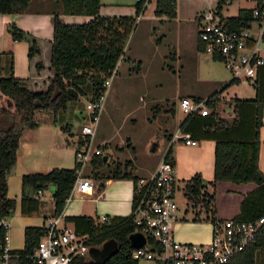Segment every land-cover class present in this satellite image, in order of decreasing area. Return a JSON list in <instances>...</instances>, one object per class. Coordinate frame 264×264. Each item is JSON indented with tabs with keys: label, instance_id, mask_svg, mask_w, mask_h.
<instances>
[{
	"label": "trees",
	"instance_id": "16d2710c",
	"mask_svg": "<svg viewBox=\"0 0 264 264\" xmlns=\"http://www.w3.org/2000/svg\"><path fill=\"white\" fill-rule=\"evenodd\" d=\"M149 1L137 0L134 15L105 16L100 14V0H53L50 67L54 74L46 90L27 88L24 81L13 74V61L10 58L8 73L0 77V98L3 102L0 105V218L9 219L15 212L16 201L7 195V179L16 163V152L22 132L38 126L35 112L51 111L56 122L59 121V112H64L69 103L77 102L80 97H85L87 101L98 100L106 91L104 83L114 73L117 63L123 61L125 44L137 18L146 9V3ZM228 1L217 0L216 8L221 10L222 5ZM30 2L31 0H0V14L27 13L30 10ZM176 2L177 0H155L154 15L175 19ZM260 4L264 5V0H260ZM61 14L86 15L92 18L83 23H64L60 18ZM251 20V9L241 8L236 16L227 18V25L238 30L248 26ZM8 32L13 40L30 43L29 58L39 53L36 40L31 38L28 32L19 29L15 24L8 26ZM197 47L202 51L198 41ZM136 66L140 67L139 62ZM42 67V64H36V68ZM234 82L238 81H230L231 84ZM227 86L204 98L206 106L213 110L211 116L187 115L179 124V129L190 134L191 139L199 140L202 137L215 142L213 178L210 182L213 186L212 194L205 191L206 184L201 175L195 174L185 183V195L194 204L205 207L215 201L218 208L217 203L223 202L220 198L223 200L228 193H237L235 190L227 193L226 189L219 186L225 183L236 188L249 185L252 189L244 194L236 216L222 217L218 215L217 209H214L210 219L255 220L264 214V173L259 171L257 165L259 131L263 124L264 110V66L258 69L253 81L255 97L230 99L232 116L221 117L217 112L219 95ZM4 98L13 102V110L6 106ZM192 99L203 100L200 97ZM70 125L72 124L64 123L60 128L62 132L72 136ZM86 142L89 143L90 139L79 138L75 150ZM170 153L171 148H168L164 158L170 159ZM106 163L107 159L102 155L92 158L90 166L94 180H137L131 161H126L123 167L117 164L110 174L104 171ZM80 169L81 166L76 163L73 168H53L46 173L24 174L21 177V214H37L40 210L39 191L50 189L54 201L52 217L61 215ZM98 189L102 190L103 184H100ZM65 221L73 224L78 234L88 235L89 247L101 248L104 242L110 239L117 243L116 252L100 264H139V261L132 257L134 248L129 241L130 234L135 230L131 213L127 216H106L104 222L87 215L66 216ZM261 228L255 242L226 264H254L255 252L264 248V241L260 239L264 226ZM2 234L3 231L0 230V236ZM43 234V225L25 227L24 246L19 251L24 255L30 254ZM74 264L99 263L86 254L78 256Z\"/></svg>",
	"mask_w": 264,
	"mask_h": 264
},
{
	"label": "rangeland",
	"instance_id": "374dc122",
	"mask_svg": "<svg viewBox=\"0 0 264 264\" xmlns=\"http://www.w3.org/2000/svg\"><path fill=\"white\" fill-rule=\"evenodd\" d=\"M136 2L137 0H101V3L116 4L123 8L122 15H134ZM176 3L177 16L173 20L154 15L155 0L146 3V9L137 18L125 44V60L117 63L108 80L95 135L90 141V149L99 148L100 155L107 159L105 173L110 174L117 164L123 167L126 161H131L134 173L144 174L159 158L167 143L166 138L177 130V122L183 117L179 110V102L185 97L182 95L206 98L233 79V75L221 61L212 59L197 47V18L215 8L217 0H177ZM50 4L52 5L49 6ZM45 6L50 10L54 8V3L50 2ZM251 6L252 3L247 0H229L222 5L220 13L222 17L228 18L236 16L239 9ZM30 7H35L34 2H30ZM138 62L139 68L136 66ZM232 84L231 88L223 90L219 95V115H227L234 91L240 97L252 92V85L249 83ZM86 102L87 99L82 96L77 102L69 103L68 108L58 114L60 122L72 124L73 136L79 134L81 125L87 119ZM2 104L0 98V105ZM169 110L176 112L175 125L173 121L166 127L164 124ZM39 114H46L48 119L53 118L51 111L40 110ZM35 120H38L37 117ZM84 169L89 173L90 165L86 164ZM50 195V189L40 194V210L29 216L35 225H42L44 216L51 215ZM175 200L178 206L177 220L185 217L207 222L209 212L188 199L184 182L179 183ZM220 200L223 201L221 198ZM71 203L85 207V213L98 220L105 216V213L96 209L94 201H80L75 197L69 204ZM108 216L114 217L112 214ZM139 264L153 263L141 260Z\"/></svg>",
	"mask_w": 264,
	"mask_h": 264
},
{
	"label": "built area",
	"instance_id": "2783aa9c",
	"mask_svg": "<svg viewBox=\"0 0 264 264\" xmlns=\"http://www.w3.org/2000/svg\"><path fill=\"white\" fill-rule=\"evenodd\" d=\"M252 3V20L241 29H231L227 18L222 17L216 7L200 15L197 41L202 51L212 59L221 61L238 82H253L257 71L264 66V5L260 0ZM109 85L107 80L105 88ZM104 94L96 101H87V119L80 127L81 139H91L95 135L99 114L104 102ZM183 117L197 114L211 116L213 110L206 106L205 99L194 101L183 97L179 102ZM170 145L183 142L192 143L190 134L179 127L171 134ZM90 142L75 150V161L81 166L72 191L66 199L70 202L75 195L90 194L94 191L92 178L81 174L82 167L89 164L99 148L90 149ZM133 184V207L131 214L134 232L143 234L146 243L134 248L132 257L153 264H226L247 247L251 246L264 225V214L255 220L238 221L225 219L211 221L212 238L207 243L181 242L173 235L172 224L177 219L178 206L175 200L178 189L174 164L171 159H161L154 172L148 177H138ZM43 192L39 191V194ZM102 216L99 222H104ZM44 234L30 254H22L11 248L9 243L10 223L0 218V264H74L78 256L88 254L87 234H78L73 224L64 223L61 215L47 219L43 223ZM133 232V233H134ZM150 240V241H149Z\"/></svg>",
	"mask_w": 264,
	"mask_h": 264
},
{
	"label": "crops",
	"instance_id": "0c3cea01",
	"mask_svg": "<svg viewBox=\"0 0 264 264\" xmlns=\"http://www.w3.org/2000/svg\"><path fill=\"white\" fill-rule=\"evenodd\" d=\"M33 2L35 7H30V10L27 13L0 14V77L5 76L8 73V64L10 62V58H12L13 74L22 79L24 83L28 85L27 88L39 91L47 89L50 79L54 74L53 69L50 67V51L53 33L52 9L49 10V7L45 6L53 1L31 0V4ZM51 5L52 4L49 6ZM122 9L123 8H119L116 4L112 5L101 3L100 14L105 16H118L123 14L121 12ZM60 18L64 23H83L89 21L92 17L86 15L61 14ZM10 24H15L19 29L28 32L31 35V38L36 40L39 48L38 54L34 55L32 58L28 57L30 43L28 41L13 40L8 32V26ZM37 63L42 64L43 67L41 69L36 68ZM249 84L252 85V92H250V95L240 97L238 92L234 91V97L230 99L254 98L255 89L253 82H250ZM225 86L227 87L224 90H227L231 88L233 84L228 82L223 87ZM182 96L189 97L191 99L193 97H200L191 94ZM224 114L218 115L221 117L232 116V107L227 112V115L226 113ZM39 115L38 111H36L35 118L37 117L38 119V126L26 129L22 132L16 152V163L7 179V195L9 198L16 201L14 215L8 219L10 223L9 243L11 248L14 250H21L24 246L25 227L42 226L47 219L52 218L54 208V201L50 195L52 199V212L51 215L44 216L46 219L43 218L42 225H35L31 222L29 216L22 215L20 211L22 195L21 177L24 174L30 173H46L53 168H73L76 164L75 145L78 139L81 138L80 134L69 136L68 133L61 131V125L64 123L70 124L69 122H55L53 118L48 119L46 114ZM166 115L168 117H166L164 125L167 127L171 125L173 121L175 125L174 118L176 116V112L174 111V115H172V110H169ZM182 119L183 117L177 122V128L179 127ZM262 120L263 124L259 131L260 144L257 165L259 171L264 173V110ZM201 130L202 129L199 130V134L202 133ZM71 133H73L72 130L70 131V134ZM170 137L171 134H169V138H166L167 143L164 145L156 162H154L152 166L148 167L146 171H144V174L141 175L134 173L133 171L134 175L137 177H148L151 175L166 154L168 148H171L170 159L174 164L177 185L179 186L180 182H184L185 187L187 180L195 174H200L203 181L208 182L205 186V191L212 194L213 186L210 182L213 178L215 142L211 139L201 137L199 140L192 139V143L189 145H185L183 142L170 145ZM85 166L86 164L82 167V171H84H81V174L92 178L91 166L89 173L85 171ZM92 180L95 188L92 193L75 195L73 198L76 197V199L80 201H94L96 203V209L101 213H105V216H108V214H112L113 216H127L131 213L133 207L132 181L124 180V178L101 180H94L92 178ZM95 183L97 186H95ZM100 184H103L102 190L98 189ZM219 187L226 189L227 193L231 190H235L237 193H228L227 197L224 196L223 202L217 203L219 204L218 208L215 206V201L206 207L199 204L206 208L207 212H209L206 219L207 222H201L198 218L191 220L186 219L185 217L179 220L176 219L172 224L173 235L176 240L181 242H209L213 234V225L210 219L213 215L212 210L217 209L218 215L222 217L236 216L239 212V206L244 194L252 189L249 185L236 188L227 183L222 184ZM51 192L52 190L50 191V194ZM222 194L224 195V193ZM69 203L70 202L65 204L61 214V218L64 223H67L65 221L66 216H91L89 213H85V207H78ZM260 239L264 241V228L260 233ZM254 264H264L263 247L255 252Z\"/></svg>",
	"mask_w": 264,
	"mask_h": 264
},
{
	"label": "water",
	"instance_id": "95a60500",
	"mask_svg": "<svg viewBox=\"0 0 264 264\" xmlns=\"http://www.w3.org/2000/svg\"><path fill=\"white\" fill-rule=\"evenodd\" d=\"M6 106L10 109L13 110V102L10 99L4 98ZM104 159H106L104 157ZM129 241L130 244L133 248H138L143 246L146 243V239L143 236V234L139 232H134L130 234L129 236ZM117 250V243L110 239L102 245L101 248L97 247H90L88 250V254L91 256V258L96 262V263H103L110 255L115 253Z\"/></svg>",
	"mask_w": 264,
	"mask_h": 264
}]
</instances>
